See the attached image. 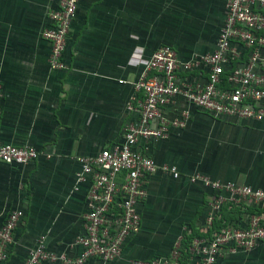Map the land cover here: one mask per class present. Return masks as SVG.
<instances>
[{"label": "crops", "instance_id": "crops-1", "mask_svg": "<svg viewBox=\"0 0 264 264\" xmlns=\"http://www.w3.org/2000/svg\"><path fill=\"white\" fill-rule=\"evenodd\" d=\"M58 1L0 0V144H28L42 153L25 164L0 162V224L9 210L22 211L0 264H21L39 235L55 255L78 256L74 239L82 233L89 181L74 189L76 157L121 141L124 123L136 117L125 104L152 51L166 44L180 59L210 52L225 16V0H78L60 56L65 67L50 68L49 44L40 32ZM260 54L264 70V47ZM163 109L168 117L188 109L189 118L166 137L138 145L179 175L152 172L137 205L139 229L120 255L82 264H131L167 254L186 231L206 235L200 228L212 192L189 181L194 171L264 190V122L214 116L180 96ZM223 209L239 223L244 213L264 212L249 204L239 212ZM216 264H264V242L225 253Z\"/></svg>", "mask_w": 264, "mask_h": 264}, {"label": "built area", "instance_id": "built-area-1", "mask_svg": "<svg viewBox=\"0 0 264 264\" xmlns=\"http://www.w3.org/2000/svg\"><path fill=\"white\" fill-rule=\"evenodd\" d=\"M78 0H59L47 13L49 24L40 34L49 44L50 68H63L60 56ZM225 16L213 49L180 59L169 45L152 51L133 82L134 94L125 108L136 117L124 123L121 141L105 147L93 156H79L74 176L77 184L88 180L82 233L74 239L81 247L73 260L55 255L44 245V235L36 238L21 264H41L58 259L82 264L87 258L113 260L122 251L125 240L139 229L137 208L146 194V179L155 170L173 178L179 175L174 165L157 164L138 145L140 139L157 140L167 136L171 127H183L189 110L168 117L163 107L175 97L214 116L264 122V0H225ZM193 72L198 73L194 75ZM1 97V86H0ZM42 153L28 144H0V162L25 164ZM48 156V155H45ZM211 190L208 213L200 232L182 244L184 233L173 241L165 255L136 259L131 264H216L225 253L249 250L264 242V212L244 213L242 222L225 220L215 227L224 205L264 207V190L233 181L212 179L194 171L188 175ZM22 216L11 209L0 224V262L8 255L12 231Z\"/></svg>", "mask_w": 264, "mask_h": 264}, {"label": "trees", "instance_id": "trees-1", "mask_svg": "<svg viewBox=\"0 0 264 264\" xmlns=\"http://www.w3.org/2000/svg\"><path fill=\"white\" fill-rule=\"evenodd\" d=\"M234 209L235 210H238V212L240 210L239 208H236V207H234ZM229 218H230V216H229V210L228 209H223L221 211L220 217L217 220L214 221L213 225L215 227H217L220 224H222L225 220H228ZM195 235L198 236L197 231H192L191 230L188 233H184V239L182 240V244L183 245H186V243L188 242V240L190 239V237L195 236Z\"/></svg>", "mask_w": 264, "mask_h": 264}]
</instances>
